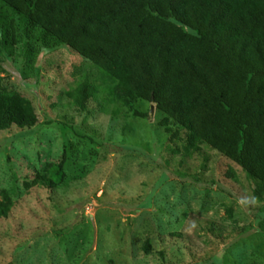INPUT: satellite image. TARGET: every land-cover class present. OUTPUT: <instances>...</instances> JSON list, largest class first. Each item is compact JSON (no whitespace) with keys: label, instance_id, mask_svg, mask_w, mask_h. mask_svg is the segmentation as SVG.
<instances>
[{"label":"rangeland","instance_id":"1","mask_svg":"<svg viewBox=\"0 0 264 264\" xmlns=\"http://www.w3.org/2000/svg\"><path fill=\"white\" fill-rule=\"evenodd\" d=\"M20 34L26 47L0 61L21 79L0 73L1 83L25 94L39 120L0 130V190L14 201L0 218V264H264V188L255 179L206 145L185 154L184 131L170 141L146 101L116 114L94 100L84 110L70 104L67 89L87 74L99 79L95 64L37 41L33 27ZM62 160L52 191L32 182Z\"/></svg>","mask_w":264,"mask_h":264},{"label":"trees","instance_id":"2","mask_svg":"<svg viewBox=\"0 0 264 264\" xmlns=\"http://www.w3.org/2000/svg\"><path fill=\"white\" fill-rule=\"evenodd\" d=\"M22 27L99 70L98 81L87 74L65 91L70 104L84 110L94 100L116 114L146 101L162 113L170 141L184 131L185 154L206 145L264 188V0H0V55L11 60L17 44L26 47ZM8 72L21 79L0 61ZM38 120L33 102L0 78V130L26 131ZM63 165L46 163L32 182L52 191ZM0 197L6 219L14 201L4 189ZM144 251L164 255L148 243Z\"/></svg>","mask_w":264,"mask_h":264}]
</instances>
